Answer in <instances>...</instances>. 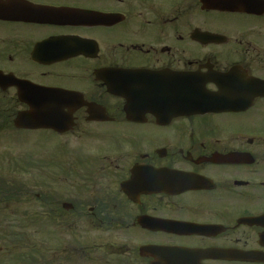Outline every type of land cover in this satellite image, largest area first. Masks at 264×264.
Segmentation results:
<instances>
[{
	"label": "flooded vegetation",
	"instance_id": "1",
	"mask_svg": "<svg viewBox=\"0 0 264 264\" xmlns=\"http://www.w3.org/2000/svg\"><path fill=\"white\" fill-rule=\"evenodd\" d=\"M41 131L66 146L3 218L85 237L22 264H264V0H0V133Z\"/></svg>",
	"mask_w": 264,
	"mask_h": 264
},
{
	"label": "rangeland",
	"instance_id": "2",
	"mask_svg": "<svg viewBox=\"0 0 264 264\" xmlns=\"http://www.w3.org/2000/svg\"><path fill=\"white\" fill-rule=\"evenodd\" d=\"M62 146L65 147L66 143L60 141L59 138L49 132H12L10 135L9 132L0 133V161H5L0 162V182L5 179L6 186L11 182H17L21 185L24 184L26 189L23 188V191L27 195L26 199H28V201H24L25 199L23 200L21 198L22 203H17V200L12 198L15 203L8 207L5 204L10 201L2 199L0 196V226H3V223L7 222L5 227L6 234L13 232L10 229L15 227L16 234L23 235L19 245H12V241L5 245L0 240V248H3V251H0V263L4 261L5 264H11L21 255L26 260L28 256H32L33 258L35 251H37V246L45 251L52 247H61L67 241L74 240L76 236L80 238L81 236L85 237V234H77L72 237L73 234L71 233H63V235L58 234L56 237L57 240H54V237L50 234L48 221L43 220L40 225L33 221H25L26 219L30 220L31 215L35 213L34 193L36 192V187H44L43 185L50 182L52 169L48 168L49 162L53 158L52 154L56 153L58 148ZM24 212L30 214L25 220H21V218L12 220L4 219L11 215L3 218L4 213L19 217ZM80 238L79 240H81ZM39 242L40 244L38 245ZM75 245L78 246L79 244L77 243ZM42 255L43 257L47 256V254ZM10 261L12 262L9 263ZM72 264H82V262L80 259H76V255H74Z\"/></svg>",
	"mask_w": 264,
	"mask_h": 264
},
{
	"label": "water",
	"instance_id": "3",
	"mask_svg": "<svg viewBox=\"0 0 264 264\" xmlns=\"http://www.w3.org/2000/svg\"><path fill=\"white\" fill-rule=\"evenodd\" d=\"M58 112L53 109H34L27 113L20 114L15 121L18 128L25 129H51L60 127ZM60 132V131H59Z\"/></svg>",
	"mask_w": 264,
	"mask_h": 264
},
{
	"label": "trees",
	"instance_id": "4",
	"mask_svg": "<svg viewBox=\"0 0 264 264\" xmlns=\"http://www.w3.org/2000/svg\"><path fill=\"white\" fill-rule=\"evenodd\" d=\"M21 189H22V186L20 183L11 182L8 186L0 187V196L2 197V199L6 200V201L13 200L12 198L17 199L18 193L21 192ZM13 193H16V194H13ZM4 223H3V226H0V228H1L0 229V240H2L5 245L9 244L10 241H12V245H19L21 243L20 239L23 238V235H20L19 233H18L19 235L16 234L15 227L10 229L13 232H11L10 234H6L7 231H6L5 227H6L7 222H4ZM27 258L31 259L32 256H28ZM11 262L12 261H10L9 263H11ZM14 262H17V263H25L26 262L27 263V260L25 259L24 256L21 255V256H18L16 258V261H14ZM0 264H5V263L3 261Z\"/></svg>",
	"mask_w": 264,
	"mask_h": 264
}]
</instances>
